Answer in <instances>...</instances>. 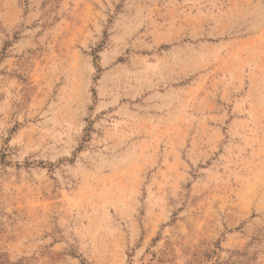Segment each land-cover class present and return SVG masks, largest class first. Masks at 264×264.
<instances>
[{
	"label": "rangeland",
	"instance_id": "1",
	"mask_svg": "<svg viewBox=\"0 0 264 264\" xmlns=\"http://www.w3.org/2000/svg\"><path fill=\"white\" fill-rule=\"evenodd\" d=\"M0 264H264V0H0Z\"/></svg>",
	"mask_w": 264,
	"mask_h": 264
}]
</instances>
